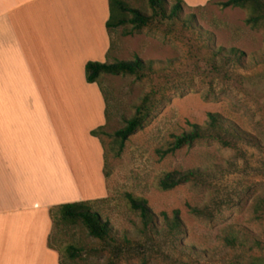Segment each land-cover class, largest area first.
<instances>
[{"label": "rangeland", "instance_id": "rangeland-1", "mask_svg": "<svg viewBox=\"0 0 264 264\" xmlns=\"http://www.w3.org/2000/svg\"><path fill=\"white\" fill-rule=\"evenodd\" d=\"M182 7L176 20L142 30L112 29L111 63L140 59L152 67L142 78L103 75L108 121L100 134L105 150L107 197L91 208L112 230L93 238L78 221L56 222L49 245L64 264H252L264 260V31L253 30L240 8ZM152 15L148 0H125ZM167 12L177 0H166ZM232 49L241 56L233 55ZM115 59V60H114ZM150 63V64H149ZM149 95L151 116L125 142L115 132L134 117ZM219 114L224 126H209ZM200 125L206 138L161 158L175 137ZM199 169L194 182L162 191L172 171ZM147 201L155 215L146 224L126 199ZM179 211L182 233L166 219ZM227 236L236 238L228 244ZM81 251L71 259L67 248Z\"/></svg>", "mask_w": 264, "mask_h": 264}, {"label": "crops", "instance_id": "crops-1", "mask_svg": "<svg viewBox=\"0 0 264 264\" xmlns=\"http://www.w3.org/2000/svg\"><path fill=\"white\" fill-rule=\"evenodd\" d=\"M109 18V0H0V264H61L51 209L107 197V102L85 69L111 63Z\"/></svg>", "mask_w": 264, "mask_h": 264}, {"label": "trees", "instance_id": "trees-1", "mask_svg": "<svg viewBox=\"0 0 264 264\" xmlns=\"http://www.w3.org/2000/svg\"><path fill=\"white\" fill-rule=\"evenodd\" d=\"M148 2L153 13L152 15L131 8L125 0H109L110 18L107 23V28L110 34L112 33V29L128 24L132 25L134 30H142L149 27L155 21L163 22L168 18L176 20L182 15V7L186 6L183 0H177V2L171 6L170 13L168 14L166 0H148ZM218 5L223 9L240 8L246 10L248 16L245 23L253 30L264 31V0H227L218 3ZM231 53L233 55L241 56L240 52L236 49H232ZM151 68L152 67L148 66V63L143 62L140 59L115 61L114 63L89 62L86 65L85 73L88 83H98L100 85L103 75H131L136 76L137 78H142L145 75V71ZM151 113L152 100L151 97L147 95L137 107L134 117L131 118L123 128L115 132V137L120 142L119 152L124 148L125 142L128 138L143 127L144 123L151 116ZM208 117L209 126L214 128L224 126L225 119L219 114L210 113ZM105 127L106 126L94 130L91 134L100 139L99 136L104 132ZM192 127V130L176 136L174 142L168 149L158 150L157 153L159 156L165 158L168 155H172L186 146H192L207 137L202 126L193 125ZM201 174L202 173L199 169L172 171L161 177L159 188L165 192L170 191L182 184L196 181ZM126 199L130 208L134 212H138L146 224H152L155 215L149 208L146 200L135 198L130 194L126 195ZM50 215L54 223H76L81 221L88 229L89 234L95 239L107 240L111 238L113 233L110 224L107 221L102 220L99 214L91 208L89 202H77L55 206L51 209ZM160 215L170 222V225L176 231L183 232L181 231L182 224L180 222L179 211L173 212L172 219L169 218L168 214L165 212H162ZM226 241L228 244L235 245L237 239L227 236ZM80 251V249L73 246L67 248V253L72 260L77 257V253ZM61 264L64 263L61 261ZM252 264H264V260L256 259Z\"/></svg>", "mask_w": 264, "mask_h": 264}]
</instances>
